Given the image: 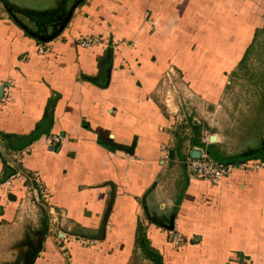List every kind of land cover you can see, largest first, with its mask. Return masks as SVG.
<instances>
[{
  "label": "crops",
  "instance_id": "0c3cea01",
  "mask_svg": "<svg viewBox=\"0 0 264 264\" xmlns=\"http://www.w3.org/2000/svg\"><path fill=\"white\" fill-rule=\"evenodd\" d=\"M180 1L189 3L185 10L201 1L207 11L213 0H81L55 37L0 14V181L14 171L5 151L16 150L9 147L15 141L25 151L20 167L38 171L48 189L43 215L56 222L47 237H32L31 264H137L150 249L162 264H264V165L236 170L219 184L188 175L184 160L195 150L194 135L181 143L182 97L169 99L164 84H177L180 70L188 86L204 85L197 99H211L205 89L217 79L185 74L191 63L179 58L187 44L180 43L173 11ZM253 1H220L225 14H240L247 27L218 47L217 65H238L253 44L264 24H256V12L245 15ZM80 34L105 42L83 47ZM43 44L48 51L39 54ZM52 134L62 141L49 143ZM219 141L216 135L212 146ZM161 145L169 146L168 161ZM259 153L220 158L264 163V149ZM15 184L0 197V226L19 227L15 200L23 183ZM167 228L181 234L182 248H173Z\"/></svg>",
  "mask_w": 264,
  "mask_h": 264
},
{
  "label": "rangeland",
  "instance_id": "374dc122",
  "mask_svg": "<svg viewBox=\"0 0 264 264\" xmlns=\"http://www.w3.org/2000/svg\"><path fill=\"white\" fill-rule=\"evenodd\" d=\"M220 1H211V9L207 6L209 2H206V7H209L207 11L201 10L205 4L201 1L190 3L187 10L185 7H188L189 3L180 1L178 4L179 6L182 4L181 8L175 6L173 10L179 16L177 19L180 37H183L180 43L181 45L183 42L187 44L185 49L180 50L179 58L181 60L187 58L189 59L187 63H191L185 69V74L188 78L195 80L210 75L217 79L212 83L211 88L205 89L208 95V91L214 93L213 96L210 95L211 99H197L202 95L204 85L193 82L188 86L180 80L183 76L180 70L176 72L179 81L177 84L175 82L174 85L164 84L165 95L169 93L170 96L167 95L169 99L175 96L173 94L182 97L181 103L176 101L180 108L177 112L179 121L184 125L179 135L182 139L181 143L194 135V141L189 146H198L201 145L202 138L211 133L220 138L217 142L220 146L213 147L214 144L209 146L212 154L218 153V158L258 155L264 149V24L256 29L254 44L248 51L244 62L236 66L217 65L221 55L218 47L222 45V42H229L231 38H234L236 31L247 24L240 14L239 17L225 14L221 8L222 5L219 6ZM80 2L81 0H0V14L33 34L47 32L55 37L65 23L69 22ZM253 2L252 8L244 6L245 15L252 11L256 12L255 16L258 21L256 24H258L264 20V0ZM169 4L172 5V3ZM47 17H53V19L49 20ZM243 37L245 44L247 43L246 30H244ZM200 58H206V62H211V65L198 64ZM221 91H223L222 94ZM191 93L193 96L197 95L195 99L189 98ZM171 102L175 101L171 100ZM16 180L20 179L15 178L13 189ZM19 197L15 200L19 227L15 228V221L10 222L9 225L0 226V264H31L36 245L32 237L34 235L44 236V234L47 237L54 228L55 219L51 217L50 221L49 216H44V210L38 209L28 200L24 189ZM44 217H47L46 220ZM170 230L173 229L167 228L168 233ZM15 234H17L16 241ZM171 245L175 249H180L185 245V241L179 247L174 243ZM147 253L149 254L148 259L145 260L142 255L137 259V264H156V259L151 257L150 252Z\"/></svg>",
  "mask_w": 264,
  "mask_h": 264
},
{
  "label": "built area",
  "instance_id": "2783aa9c",
  "mask_svg": "<svg viewBox=\"0 0 264 264\" xmlns=\"http://www.w3.org/2000/svg\"><path fill=\"white\" fill-rule=\"evenodd\" d=\"M76 42L78 45L83 47H90L105 42L102 37L94 35H83L80 34ZM39 54H44L48 51V47L43 44L37 47ZM46 140L49 143H60L62 138L58 134L48 135ZM212 144L210 137L206 136L202 138L201 145L194 146L195 149L199 150L198 157H189L185 160V165L188 169V175L192 178L204 180L211 184H219L225 178L229 177L236 170L244 172H251L258 170L264 165L257 159H244L241 161H225L218 158L210 152L209 146ZM5 151V150H4ZM7 151H5L6 153ZM162 159L168 161L169 157V146L161 145ZM25 151L9 150L5 155L10 160L11 166L14 168L13 174L6 180L0 182V195L9 194L14 186L15 178H19L23 183V189L28 195V200L38 209L46 207V201L49 199L48 189L43 182L41 175L38 171L23 169L20 167V157ZM50 214H54L50 211ZM55 221V220H54ZM170 242L178 247L183 243L181 234L176 231L170 230ZM243 264H250L249 261L244 260Z\"/></svg>",
  "mask_w": 264,
  "mask_h": 264
},
{
  "label": "trees",
  "instance_id": "16d2710c",
  "mask_svg": "<svg viewBox=\"0 0 264 264\" xmlns=\"http://www.w3.org/2000/svg\"><path fill=\"white\" fill-rule=\"evenodd\" d=\"M47 19L52 20L53 17H47ZM256 35H257V31H256V33H255V37H254V40H253V44H254V41H255ZM253 44L249 45V47H248L246 53L244 54V56H243V58L241 59V61H240L239 64H241L242 62H244V60L247 58L248 51L251 50ZM35 135H36V133H33L32 136H29V137L24 138V139L22 140V142L25 143L24 146H26L27 144H29V143L35 138ZM9 147H11V148H13V149H16V150H17V149H22V148H23V146H21L20 144H17V143L15 144V141H13L12 144H11V142H10V146H9ZM4 160H5V159H4ZM147 246H148V245H147ZM150 251H151L150 253H151L152 257L155 258L157 261H159V264H162L161 261H160L161 259H160V257H159V254H158L155 250H153V249H150Z\"/></svg>",
  "mask_w": 264,
  "mask_h": 264
},
{
  "label": "water",
  "instance_id": "95a60500",
  "mask_svg": "<svg viewBox=\"0 0 264 264\" xmlns=\"http://www.w3.org/2000/svg\"><path fill=\"white\" fill-rule=\"evenodd\" d=\"M3 88L4 86H1L0 87V98L3 96ZM211 142L215 141L216 140V135H213L212 138H210ZM199 150L195 149L193 152H192V157H198L199 156Z\"/></svg>",
  "mask_w": 264,
  "mask_h": 264
}]
</instances>
